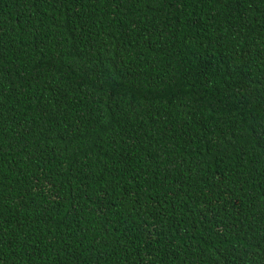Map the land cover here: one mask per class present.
Returning a JSON list of instances; mask_svg holds the SVG:
<instances>
[{
  "label": "trees",
  "instance_id": "obj_1",
  "mask_svg": "<svg viewBox=\"0 0 264 264\" xmlns=\"http://www.w3.org/2000/svg\"><path fill=\"white\" fill-rule=\"evenodd\" d=\"M0 264H264V0H0Z\"/></svg>",
  "mask_w": 264,
  "mask_h": 264
}]
</instances>
